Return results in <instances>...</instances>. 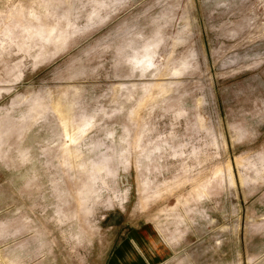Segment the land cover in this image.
I'll return each instance as SVG.
<instances>
[{
	"label": "rangeland",
	"instance_id": "1",
	"mask_svg": "<svg viewBox=\"0 0 264 264\" xmlns=\"http://www.w3.org/2000/svg\"><path fill=\"white\" fill-rule=\"evenodd\" d=\"M0 264H264V0H0Z\"/></svg>",
	"mask_w": 264,
	"mask_h": 264
},
{
	"label": "crops",
	"instance_id": "2",
	"mask_svg": "<svg viewBox=\"0 0 264 264\" xmlns=\"http://www.w3.org/2000/svg\"><path fill=\"white\" fill-rule=\"evenodd\" d=\"M125 251V253H126V251H129V249H126V250H124Z\"/></svg>",
	"mask_w": 264,
	"mask_h": 264
}]
</instances>
